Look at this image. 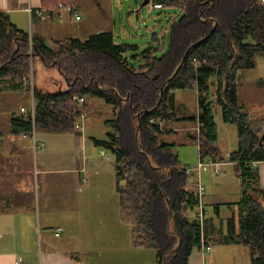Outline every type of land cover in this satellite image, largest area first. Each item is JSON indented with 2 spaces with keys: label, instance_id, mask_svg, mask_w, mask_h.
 Instances as JSON below:
<instances>
[{
  "label": "trees",
  "instance_id": "trees-1",
  "mask_svg": "<svg viewBox=\"0 0 264 264\" xmlns=\"http://www.w3.org/2000/svg\"><path fill=\"white\" fill-rule=\"evenodd\" d=\"M153 1L162 7L174 5L180 13L168 23L169 43L164 52L157 53L162 47L154 32L157 44L144 49L141 56H126L135 46L116 44L111 31L46 44L43 38L17 28L0 11V90L6 80L23 86L19 78L28 72L29 58L55 66L67 84L65 91L55 93L34 88V119L12 118L11 131L76 132L79 110L72 101L74 94L97 97L111 105L115 118L106 123L114 131L95 143L113 156L120 217L131 226L132 243L152 248L156 264H188L192 250L202 246L204 222L196 215L198 195L188 187L189 177L175 144L158 142L157 136L164 122H195L199 159L235 163L240 180L239 230L236 238L229 235L225 242L247 246L251 264H264V189L258 169L251 164L264 161V142L259 144L263 121L238 103L235 84L238 72L253 68L256 55L264 54V3ZM59 3L71 4V0H41L42 11L57 13ZM130 56L139 57L140 63L136 66ZM179 89L195 91L194 115L181 113L176 102ZM216 108L222 122L236 129V146L227 157L218 146ZM191 211L196 212L187 215Z\"/></svg>",
  "mask_w": 264,
  "mask_h": 264
},
{
  "label": "crops",
  "instance_id": "crops-1",
  "mask_svg": "<svg viewBox=\"0 0 264 264\" xmlns=\"http://www.w3.org/2000/svg\"><path fill=\"white\" fill-rule=\"evenodd\" d=\"M71 6L80 16V10L100 7L101 2L91 4L88 0H71ZM113 7H110L111 12ZM42 10L41 0H0V11L7 13L17 28L30 36L43 38L46 44L53 45V41L69 37L78 38L68 30L75 20L72 14L66 10L57 13ZM167 27L168 24L164 29ZM115 29L114 26L107 30L113 33L114 42L125 43L115 39ZM100 32L105 30L99 28L94 33ZM33 79L35 82V77ZM4 83L0 90V264H14L16 260L21 264H156L152 248L133 245L131 226L120 217L113 156L95 143L114 131L106 121L115 118L116 110L112 106L106 109L101 103L103 100L97 97L88 98V107L85 96L83 104L78 106L85 113L84 119L78 116L77 120L82 131L33 130L15 134L11 131L10 120L21 116V107L29 106L30 93L23 86H14L11 80ZM258 84L264 87V78L260 77ZM238 103L245 105L239 99ZM243 107L247 110L246 105ZM261 115L264 114L259 117ZM251 116L256 118L258 114ZM218 119L214 112L218 146L227 157L236 146V129L222 120L218 122ZM193 123V126L187 124L183 127L186 139L181 143L195 141L196 155L187 149L180 157L175 145L178 160L184 167H194L200 161L195 138L197 124ZM161 127L163 132L158 134V142L175 144L160 141L159 136L178 131V126L167 127L164 122ZM190 129L192 132L188 131ZM234 164L225 160L218 163L219 171L213 172L207 166L199 170L197 177L188 176L190 189H196V183L204 187L201 247H209L206 253H202L201 247L194 248L188 264H241L243 260L236 259V254L244 252L249 255L248 264H251L250 248L237 242H225L229 235L236 238L239 230L237 208L241 186ZM257 169L259 185L264 189V161ZM230 183L238 184L239 189L227 190ZM223 209L229 213L223 214ZM195 212L191 211V214ZM214 246L218 247V252ZM228 252L232 253L231 257Z\"/></svg>",
  "mask_w": 264,
  "mask_h": 264
},
{
  "label": "rangeland",
  "instance_id": "rangeland-1",
  "mask_svg": "<svg viewBox=\"0 0 264 264\" xmlns=\"http://www.w3.org/2000/svg\"><path fill=\"white\" fill-rule=\"evenodd\" d=\"M88 2L91 4L101 2V6L97 8L88 7L84 12L80 10L81 20L72 21L70 24L71 27L68 29L72 31L70 34L78 38L81 37L82 39H85L90 34H94V32H96L99 28L107 31L112 30L115 26V39L119 42H125L135 46L133 48L131 47L130 50L126 52V56H129L130 54H140L141 56V52L144 51V49L155 46L157 43L152 38L153 31H156L159 34L158 38L160 40V46L162 47V49L157 53L161 54L164 52L169 43L168 29L164 28L169 22L177 18L180 13V9L178 7H174V5H164L161 8H154L153 0H149L148 3L142 6V0H88ZM112 6H114L113 12L110 10V7ZM113 22L115 24H113ZM129 59L136 64V66L140 63L139 57L130 56ZM28 62L29 64L30 62L33 64V70L35 72V85L36 88L41 90V92L55 93V91L59 92L66 90L67 84L55 66L46 67L40 65V63L36 60L33 61L32 58H29ZM260 77L264 78V54L258 53L256 55L255 67L244 70L241 69L238 72L236 84L239 101L246 105L247 110H249L251 114H258L256 119L263 121L262 132H264V115L259 117L260 114H264V112H262V110H264V87L258 84ZM193 91L194 90L189 89H179L176 91V97L178 100L176 102H178L181 108V113L185 116H192V114H195L197 111V101ZM88 98H90V96H87V100ZM88 101V107H90V99ZM27 102L28 97H26V103ZM103 105L106 109L111 108V105L109 104L103 103ZM217 109L218 108H216L214 112L216 116L219 117L218 122H221L220 114ZM77 120H79V118ZM172 124L178 126V131L163 133L159 136V140L175 142L176 149L179 150L180 157L184 156L187 149H191V153L193 150V153L196 155L195 141L181 143L185 142L186 139V130L183 129V127L187 124L193 126L194 123L192 121L176 122V120H171L167 122V127ZM188 131L192 132L191 129ZM221 154L224 156L223 152H221ZM189 157L192 158V155ZM198 162L196 164H198ZM186 167L193 168V166ZM236 181L239 184L238 178H236ZM238 184L234 185L233 183H230L226 186V189L234 191L237 188L238 190ZM210 193L216 194L215 191H211ZM221 212L223 214H228L229 210L223 209ZM187 215L191 216L192 214L189 212ZM214 247L215 251L218 252V247ZM209 254L211 255V253ZM228 256L231 257L232 253L228 252ZM236 259H239L240 262L243 260V263L241 262V264L249 263V255L245 252L236 254Z\"/></svg>",
  "mask_w": 264,
  "mask_h": 264
},
{
  "label": "built area",
  "instance_id": "built-area-1",
  "mask_svg": "<svg viewBox=\"0 0 264 264\" xmlns=\"http://www.w3.org/2000/svg\"><path fill=\"white\" fill-rule=\"evenodd\" d=\"M260 2L264 3V0H260ZM161 5V4H160ZM159 3H154L153 7L154 8H161L162 6H160ZM59 12L66 10L68 11L70 14L73 15L75 20H79L80 16L77 13V11L71 6V4H64V3H59L57 6ZM30 9H28L29 11ZM41 15V13H39ZM34 70H33V64L32 62H30L29 67H28V72L24 75H21L19 80L22 83L23 87L27 88L28 92L30 93V102H29V106L27 107H21L19 109L20 114L22 116H29L31 118V120L34 119V113H35V103H34V96H33V91L35 88V82H34ZM72 101L74 102V104L77 105V109L79 110V107L81 104H83L84 102V98L80 95L74 94L72 95ZM79 118L80 119H84L85 117V113L81 112L79 110ZM75 129L78 131H82V126L80 123L76 122L75 123ZM261 161H253L251 164L257 168L259 163ZM219 162H215L212 161L210 159H205V160H200L199 163L193 167V168H189V167H185V173L187 176L192 177L195 176L197 177L199 170L203 167H207L211 168L213 172L219 171L220 168L217 166ZM196 187V191H197V195H198V211H197V217L199 219V221L201 223H203V215H204V211L203 208L200 207L201 206V196L203 195L204 192V187H202L199 183L195 184ZM209 247L208 246H204L201 247L202 253H206L208 252ZM14 264H21L18 260L14 261Z\"/></svg>",
  "mask_w": 264,
  "mask_h": 264
},
{
  "label": "water",
  "instance_id": "water-1",
  "mask_svg": "<svg viewBox=\"0 0 264 264\" xmlns=\"http://www.w3.org/2000/svg\"><path fill=\"white\" fill-rule=\"evenodd\" d=\"M148 2H149V0H142V2H141V6L144 5V4H146V3H148ZM186 54H187V52L184 54V57H183V58H185ZM183 58H182V59H183ZM183 60H184V59H183ZM178 68H179V67H178ZM178 68L176 69L175 73L177 72ZM262 142H264V132H262V134H261V136H260V138H259V144H260V145H261Z\"/></svg>",
  "mask_w": 264,
  "mask_h": 264
}]
</instances>
